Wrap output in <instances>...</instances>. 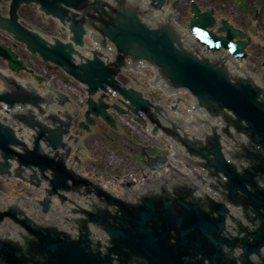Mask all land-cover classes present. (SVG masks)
I'll use <instances>...</instances> for the list:
<instances>
[{
    "label": "water",
    "instance_id": "95a60500",
    "mask_svg": "<svg viewBox=\"0 0 264 264\" xmlns=\"http://www.w3.org/2000/svg\"><path fill=\"white\" fill-rule=\"evenodd\" d=\"M21 1L16 0L13 5L14 11ZM24 1L39 5L40 11L56 18L61 24V29L57 32H64L67 26L69 41L62 42L52 38V43L47 42L37 33L19 25L16 17L0 20V29L11 34L16 42L24 44L29 53L37 55L45 63L53 64L56 69H62L66 75L84 85L87 97L101 93L96 101H86L85 124L80 123V129L90 132L89 126L95 125L91 117L101 118L111 128H116L114 119L106 110L111 108L117 115H122L124 112L117 105L108 106L104 103V99L111 94L109 89L123 98V101L117 100V102L128 111L138 117L140 113H144L152 123H155L154 112L160 114L162 108L154 106L153 112L152 105L140 92L122 87L116 80L124 58L131 57L134 60L148 61L159 68L161 75L171 87L186 89L209 115L216 116L221 110L231 112L234 120L221 112L226 124L233 126L239 132L248 133L251 141L264 149V101L260 100V97L264 96V89L246 79H231L228 70L224 67L219 68L207 60L198 61L184 50L172 28L161 26L159 29L150 30L140 23L131 9L121 13V18L100 23L98 32L101 39L105 38L112 43L118 53L115 62L105 64L101 59V52L91 50L92 58H86L78 50L84 48L86 30L83 25L92 26L91 22H86L84 19L76 20V13H70L68 17V10H78L81 0ZM199 21L203 24L202 32H204L203 26H211L214 23L202 17ZM222 30L226 33V38H215L205 32L206 34L198 36L197 40L208 45L209 48L218 49L220 46L228 49L231 55L244 58V42L232 41L234 38L243 39V35L228 27ZM106 45L107 42L103 41L101 48L105 49ZM0 59L7 62L8 67L16 74L21 70L33 73L26 68L17 54L1 45ZM33 77L39 83L42 81L39 76L33 75ZM155 99L157 100L156 97ZM40 101L41 98L35 93L28 92L17 84L13 95L0 94V102L10 108L14 105L38 107ZM16 117L20 121L27 119V126L33 129L35 134L32 136L30 149H25L23 143L14 136V131L0 123V159L2 160L0 175H10L8 161L16 159L19 171L25 169L32 173L38 171L41 179L49 181V189L46 190L48 196L74 191L81 185L90 188L85 180L66 168L64 159L69 156L70 150L67 149L65 153L56 151L59 147L65 148V144L59 140V135L48 129L46 125L35 121L32 115L28 118ZM50 119L54 124L66 126L63 133H68L71 121L65 124L55 117L51 116ZM41 139H45L50 146L48 154L40 149ZM181 141L190 155L198 156L204 161L202 167L212 177H217L219 174L226 177L227 182L223 189L227 192V203L236 205L237 195L241 192L245 196V203L257 213L259 227L248 233L239 243L243 250L240 264H253L250 262V255L259 256L260 249L264 246V190L257 189L253 180L256 173L264 174V159L252 169L253 173L245 172L240 175L226 161L216 132L212 137H206L204 144L201 141ZM13 146L19 147L21 152H16ZM47 171L51 172L50 179L45 175ZM92 190L97 197L103 198L108 206H117L120 210L126 208L125 212L121 216L109 217L105 211L92 213L82 210L81 213L85 218L77 221L79 236L74 240L56 228H40L32 225L30 219H18L17 216L23 215L22 211L18 208H10L8 212L0 214V221L4 216L13 219L33 237V241L28 243L29 256H26L22 254L20 248L0 239V264H109V260L100 261L99 256L90 255L87 229L90 223L100 227L114 246L126 245L133 250V253L136 251L152 264H203L204 259L210 264H236L226 263L220 253L222 245H236V242H227L221 236L222 218L227 211L223 204L208 201L205 205L209 208V212H205L201 209V201L192 197L194 190L183 187L174 190L175 198L159 200L144 197L132 210L129 205H124L101 189ZM61 201L63 202L64 198ZM49 204V199L40 202L43 211L49 209ZM213 213L217 214L218 218H212L210 214ZM171 231L175 232L173 246L166 244L165 239L171 237L168 236ZM37 256L41 257V260H36ZM196 256L201 258L191 261ZM259 264H264V260Z\"/></svg>",
    "mask_w": 264,
    "mask_h": 264
},
{
    "label": "flooded vegetation",
    "instance_id": "af4514ba",
    "mask_svg": "<svg viewBox=\"0 0 264 264\" xmlns=\"http://www.w3.org/2000/svg\"><path fill=\"white\" fill-rule=\"evenodd\" d=\"M129 4L136 7L137 16L148 24H156L163 21H168L170 18L174 19V22L184 25L186 22H190L193 19L195 10L199 13L210 12L215 17L225 18L231 24L238 26L245 24H251L254 17L255 9H260L259 18L264 26V0H242L239 3L238 0H164L163 10H156L153 3L146 0H84L85 15L89 16L93 21L107 20L112 15L111 9L120 6L121 4ZM12 0H0V18L8 19L14 16L13 8L11 7ZM239 4L247 7V19L242 20L241 15L238 12ZM18 20L21 24L27 25V23L33 22L42 25V15L38 13L34 7L26 3H22L16 11ZM187 37H191V33L187 30L184 32ZM0 43L5 46H10V39L0 33ZM192 52L199 54L202 47L194 45L190 47ZM241 154H237L239 161L247 162V166L250 163L242 158ZM246 217H251L249 211H244ZM252 223H255L253 221ZM237 232L235 230V234ZM231 236V235H230ZM94 251L98 250V247H92ZM237 248L225 249L227 258H235V252ZM146 262L136 256L130 257L124 264H145ZM114 264H117L114 261Z\"/></svg>",
    "mask_w": 264,
    "mask_h": 264
},
{
    "label": "rangeland",
    "instance_id": "374dc122",
    "mask_svg": "<svg viewBox=\"0 0 264 264\" xmlns=\"http://www.w3.org/2000/svg\"><path fill=\"white\" fill-rule=\"evenodd\" d=\"M241 18L242 20L245 19V21L247 19L246 16L242 15ZM48 26L54 25L49 23ZM259 43L255 42L252 46L253 56L251 58V68L253 67L252 70L257 72L261 71L260 59H264V51ZM27 62L39 75L51 79L50 85L53 89L58 88L69 93L72 92L71 89L74 88V85L70 81H67L65 85L60 72L50 73L49 70H46V66H42L35 58L27 59ZM41 88L45 89V86L41 84ZM105 131L104 134L100 131L87 133L85 141L88 145L89 155L84 161L82 170L101 177L114 186L121 179L129 176L140 177L143 173L142 164L138 162L140 161V148H145L150 143H153L152 140L141 133L138 128L131 127L127 120L122 121L120 130L105 129ZM4 189L5 187L0 183V190L4 191Z\"/></svg>",
    "mask_w": 264,
    "mask_h": 264
},
{
    "label": "bare ground",
    "instance_id": "6f19581e",
    "mask_svg": "<svg viewBox=\"0 0 264 264\" xmlns=\"http://www.w3.org/2000/svg\"><path fill=\"white\" fill-rule=\"evenodd\" d=\"M249 36H251L252 39H254V40H258V37H257V35L254 34V31L253 30H252V32L251 31L249 32Z\"/></svg>",
    "mask_w": 264,
    "mask_h": 264
}]
</instances>
